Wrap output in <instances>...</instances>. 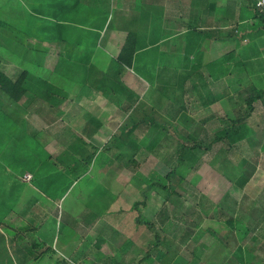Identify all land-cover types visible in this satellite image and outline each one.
<instances>
[{"label": "rangeland", "instance_id": "374dc122", "mask_svg": "<svg viewBox=\"0 0 264 264\" xmlns=\"http://www.w3.org/2000/svg\"><path fill=\"white\" fill-rule=\"evenodd\" d=\"M87 2L8 0L0 4V59L1 63L11 62L8 66L3 65V71L15 79L22 70L28 69L31 74L52 80L68 91L67 98L58 106H50L41 97L31 95L16 102L0 90V155L6 157L3 159L5 161L0 162V170L3 164L9 163L6 160L7 148L8 160L10 154L18 156L13 166L5 168L9 175L13 172L12 177L16 176L17 170L21 172L31 168V164H39L44 157H47L48 162L50 157L33 138L30 140V150L24 149L27 135H22L18 128H13L12 135L5 134L6 123H9L7 114H31L29 119L32 126L42 125V119L35 115L42 114L48 131L43 140L48 143V147L54 148L53 144H58V147L64 148V152L70 150L69 153L76 146L87 148L86 153L82 152L79 157L87 161L80 159V164L84 166L82 169H85H81L82 172L78 174V167L67 172L65 164L74 162V155L67 157L64 154V159L59 160L62 173H57L56 177L46 166H41L39 171L40 175L44 174L43 177L36 176L32 183H20L15 177L14 183L9 184L6 177H0L4 180L0 184V191L4 192H0V202L4 198L5 206L9 201L11 207L15 204L18 208L33 194L39 193L37 197H43L41 194L45 193L54 195L57 199L55 208L62 214L59 224L62 225L63 232L67 229L70 236L72 222L69 221L73 215L84 210L82 208L87 203L100 217L116 226L118 217L122 216L117 211L105 215V208L116 195L118 199L115 207L127 213L123 223L120 222L117 227V233L121 231L117 237L129 238L124 248L131 242H137L139 234L143 235L144 244L145 241L152 240L154 244L158 241L159 245L155 246L157 249L152 256L154 264H171L167 262L166 252L163 250L168 242L178 243V253L184 254L183 256H201L200 262L194 257L190 264H264V98L254 102L251 115L240 123V131L232 130L230 136L214 142L206 152L187 151L184 154L185 161L179 166L176 158L180 147L177 133L194 134L202 142L210 143L216 132L228 127L231 121H236L244 113L246 106L243 99L247 96V87L254 85L264 88V72L259 69V63L247 65V55L244 54L245 57L241 56V59L245 66L240 65L241 69L233 72V77L229 76L228 79L225 74H231L223 71L224 69L209 73V70L200 71L197 66H193L198 61V51L190 59L193 65H187L194 68V71H149L151 90L138 99L136 105L144 114L129 115L136 120H141L142 117L145 121L150 119L158 125L143 122L135 130L132 137L133 146H136L135 153L126 143L123 148H115L114 145L108 148L114 138L115 144L122 142V139L117 138L119 128L129 120L123 109L125 101L119 102L125 94L109 92L108 95L104 94L105 98L82 96L76 92L78 89L74 81L77 82V79L71 76L82 75V78L84 71L64 69L62 65L52 61L54 57L47 58L45 64L44 56L38 54V47L42 51L49 47L44 46V42H52L51 47L55 48L61 45L58 51H64L68 58L75 59L76 56L84 55L85 64L91 62V55L94 57L100 54L98 37L92 30L85 36L81 35L79 40V43H89V49L83 44L79 47L82 49L77 52V48L70 45L74 39L72 32L82 30L79 24L88 25L89 19L95 22L101 15L99 12L93 14L90 9L83 7ZM248 12L253 15L254 8L246 10L244 14ZM95 26L98 27L99 24L96 23ZM254 40L256 41L252 45L264 42V34H256ZM191 51L196 52V48ZM229 58L230 56H225L221 58V62ZM92 65L95 68H98L97 65L101 66L99 63ZM257 69L259 71H254ZM155 74L156 79L152 81ZM214 74L219 76L216 78ZM213 97L216 98L215 102L203 105L204 100ZM88 114L98 115L103 121L104 130L94 138L95 145L102 146L97 150L93 146H87L88 142L83 146L81 144L83 140L80 138V131L86 118L90 116ZM54 127L61 133L56 141H52L48 134ZM7 140L10 143L8 147L5 146ZM131 156L135 159L134 163L129 161ZM173 166H177V175L181 176L179 180L175 178L173 181V188L178 195L165 201L163 193L153 189L147 192L146 205L134 207V203L143 199L145 179ZM242 172H252L244 186L237 184ZM1 205L0 203V211L3 210ZM1 218L0 216V220ZM231 219L233 222L229 224L228 220ZM248 221L251 225L246 229ZM0 225L3 223L0 222ZM6 238L7 236L0 235V264L13 262L7 252L10 248ZM74 238L76 239L75 236ZM119 239L118 245L110 248V255L115 257H120L119 246L122 240ZM95 243L98 245V240ZM63 252L68 254L65 250ZM105 254V250L99 249L95 255L99 258ZM126 256L127 259L132 258L129 264L135 263L132 251ZM71 257L73 256L70 254L58 255L65 264H77ZM150 262L151 259L145 264H152Z\"/></svg>", "mask_w": 264, "mask_h": 264}, {"label": "crops", "instance_id": "0c3cea01", "mask_svg": "<svg viewBox=\"0 0 264 264\" xmlns=\"http://www.w3.org/2000/svg\"><path fill=\"white\" fill-rule=\"evenodd\" d=\"M4 1L8 0H0V4H3ZM87 1L88 2L83 7L90 9V12L93 14L99 12L101 15L95 22L89 19L88 25L84 26L83 24H79V28L82 30L76 29L72 32V34H74V39L71 41L72 43H70V45L75 46L78 52L79 49H82L79 48L81 35L85 36L87 33L89 34V30L95 31L98 37L97 47L100 48L101 52L94 57L91 55V62L95 65L98 63L101 65H97V70L113 72L117 68L114 60L117 58L127 34L131 31L138 33L141 40L144 38L147 42L146 48L141 49L138 54H142L144 51L145 53L148 52L146 55H151V60H148L145 64L146 67H144L150 71L180 69L194 71V68H189L187 65H193L190 59L193 54L200 51L197 56L198 61L193 65L197 66L196 68L200 69V71L206 69L209 70V73H212L224 69L223 71H228L227 73L231 74H225V77L227 76L229 79V76L233 77V72H237L241 69L239 67L240 65L245 66L241 56L245 57L244 54H246V64L259 63V69L264 72V42L258 45H252V43L256 41L254 40L256 34L261 36L264 34V17L255 14V11L253 15L249 14V12L244 14L246 10H253L252 6L254 5V0H206L209 4L206 1L203 2L200 0ZM210 4H215L213 11L210 10ZM108 15L109 17H107ZM76 16H78V11ZM108 18H110V21H108ZM96 23L99 24L98 27L95 26ZM192 24L195 25V29H193ZM78 36L79 38H77ZM51 43L52 42H44V46L49 47H46V50L43 49V51L41 47H38V54L41 53V55L44 56L45 64L47 58L54 57L52 61L62 65L64 69H78V71L81 72L85 70L83 66V62L85 61L84 55H80L79 57L76 56L75 59L68 58L65 56L64 51H58L61 45L55 48L54 46L51 47ZM193 45L195 47H193ZM86 47L89 49V43H86ZM195 48L196 52H192L191 49ZM42 53H44V55ZM225 56H230V58L227 61L221 62V58ZM10 63L11 62L8 61L1 63L0 59V70L3 71L5 66H8ZM150 65L151 67H149ZM254 71L259 70L257 69ZM5 74L9 76L7 73ZM81 76H71V78L77 79V82L74 81L78 89L76 90L77 93L79 92L82 96L86 95L87 97L105 98L103 95L104 93L101 94V92H97L93 85L89 83L85 84ZM213 76L217 78L219 75L214 74ZM121 81H123L134 95L138 96V99H141L143 95L151 90L149 82L136 74L133 69H126L122 74ZM145 83L147 86H145ZM147 88L148 90H146ZM120 100H124L125 103L127 101L125 97H122ZM215 101L216 98L213 97V102ZM137 103L138 101L136 105ZM7 115L9 116V123H6L5 134L12 135L13 128L16 127L21 131L22 135H24V133L27 135V143L24 145V149L30 150V140L33 138V141H37V145L50 155L48 162L47 157H44V159L39 161V164H31V168L28 167L27 169L21 170V172L17 170L16 176L12 177L13 172L9 175L8 169L5 168L13 166L18 156H11L10 154L8 160L9 149L7 148L6 160L9 161V163L4 162L5 164L2 165L0 177H6V182L9 184L14 183L15 177L20 183H32L36 176L40 178L43 177L44 174H39L41 166L48 167L51 174L56 177L57 173L62 171L59 160L64 159V154H66L67 157L74 155V160H76L80 166H82L80 164V159L81 161L87 162L79 158L82 152L83 154L86 153V147L79 148L76 146L71 153H69L70 150L64 152V148L62 146L58 147V144H53L52 147L54 148L48 147V143L43 140L47 137L46 132L48 131L46 129V120L43 118L42 114H35L42 119V125L40 126H32L30 124L29 116L31 114ZM88 115L90 116L86 118V122L94 116V114ZM94 117L102 123L101 127L94 135L88 137L83 133L84 125L80 131L82 132L80 138L83 140L81 141L82 146L86 145L88 142L87 146L99 148L102 146H96L94 138L104 130V125L102 119L99 118L98 115ZM10 124L11 127H9ZM48 134L52 141H56L61 133L58 128L54 127L51 128ZM22 140L24 141V139ZM9 145L10 143L7 140L5 146L8 147ZM50 149H55V151H51ZM75 153H77V156H75ZM4 158L6 157L0 155V162L5 161L3 160ZM23 158L25 159V156H23ZM27 173L32 174V179L30 181L24 179V175ZM3 182L4 180L0 179V184ZM108 191L111 195L113 194L111 190L108 189ZM0 192L4 194V192ZM39 195L40 194L37 193L33 194L28 199L26 198L22 203L23 206L19 205L20 207L18 206V208L15 204L11 207L9 201L5 206L4 198L0 202L2 204L1 207L3 206V210L0 211V216L2 217L0 222L3 223L2 226L0 225V235L7 236L6 239H8L7 242L9 243L7 246L10 248L7 252L8 255L13 258L12 264H65L63 263L65 262L62 260L63 258H58V255L65 254L67 256L68 254L73 256L71 258L74 259L73 262L77 264H106L109 262L113 264H129L132 258L127 259L126 255L130 251L134 253V264H145L149 259H151L150 263H152L153 252L157 249L155 246L159 245L158 241H156L155 244L152 240L150 242L145 241L146 243L144 244L143 235L139 234L137 242H131L129 246L126 245L127 248H124L123 246L127 243L129 238L121 237V239H119L117 237L121 234V231L117 233L119 231L117 227L120 222L123 223L126 216L125 214H127L125 211L115 207L118 196L114 195L105 208V215L117 211L118 215L122 216L120 218L118 217L116 226L100 217V215L89 207L87 203L84 208H82L84 210L73 215V218L69 221L72 222V235L68 236L67 229L63 232L62 225L59 224V220L62 219V214L59 210L57 212L55 208L57 199L54 198V195L49 196L46 193L41 194L43 197H37ZM11 200L12 198H10V201ZM247 229H249V227ZM157 235L158 234H156V237ZM118 239L122 240V244L119 246L120 249L118 248L120 250V257H115L110 255V252H112L110 248L112 249L115 244L118 245ZM96 240H98V245L95 243ZM143 246L146 248L143 249ZM178 246V243L172 242H168L163 246V250L166 252L165 256L167 257V262L169 261L171 264H190V262H193L192 259L195 258H197L196 261H201V256L193 254L194 256L190 258L183 256L184 254H179ZM128 247H130V250ZM62 249L68 252V254L64 253ZM99 249L105 250L106 254L105 256L96 258L95 254Z\"/></svg>", "mask_w": 264, "mask_h": 264}, {"label": "trees", "instance_id": "16d2710c", "mask_svg": "<svg viewBox=\"0 0 264 264\" xmlns=\"http://www.w3.org/2000/svg\"><path fill=\"white\" fill-rule=\"evenodd\" d=\"M200 1L204 2L206 0ZM214 7L215 4H212L210 10L213 11ZM252 7L254 8L255 14L264 17V13L260 12L255 7V0ZM192 27L193 29L196 28L194 24H192ZM83 44L86 43H83L82 41L79 44V47H81L80 45ZM146 46L147 42L144 38L141 40V38L138 36V33L130 31L127 34L125 42L117 58L114 60L117 68L113 72H104L101 70H97L95 66L92 65V63L85 64V61L83 62V66L85 67V75H83V80L85 84L89 83L93 85L94 89L97 92H101V94L104 93L105 95H107L109 92L113 94H119V92H121L122 94H125V98L127 99L123 109L128 114L129 120L125 123V125L119 128L120 132L117 136L118 139H122L120 140L122 142H118L117 144H115L116 140L114 138V140L108 145V148L112 147L113 145L115 146V148L116 146H120V148H123V144L126 143L127 145L131 146L132 150L134 151L133 153H135L136 146H133L132 141L135 130L140 127L143 122H149L153 123L154 125H158V123L150 119H147L148 121H145V118L142 117L141 120H136V118H133L129 115L144 113L136 107L138 96L134 95L133 92L130 91L128 87L123 83V81H121L122 74L126 71V69H133L136 74L150 83V70L145 69L144 67H146V62H148V60H151V55H146L148 52L145 53L144 51L142 54H138V52L141 49L146 48ZM158 78L159 75H157V79ZM155 79L156 75H154V79H152V81ZM247 88V96L243 99L246 106L244 113H242V115H240L236 119V121H231V124L228 127L222 128L221 130L216 132V135L212 142H202L194 134L183 135L181 133H177V138L180 142V147L176 156L178 160V166L185 161L184 154H186L187 151L191 153H195V151L197 150L206 152L212 148L214 142L222 141L223 139H226L228 136H230L232 130H234L235 132L240 131V123L251 115L254 109V102L264 98V88H257L254 85H250ZM0 90H2L16 102H19L24 96L31 95L35 98L41 97L50 106H58L64 99L67 98L68 95V91L65 90L64 87L57 85L52 80L50 81L47 78H41L33 75L28 69L22 70L15 79L10 78L2 70H0ZM212 101L213 99L207 98L203 101V105L207 106L212 103ZM119 102H121V100H119ZM101 125L102 123L96 117H91L86 122L83 129L84 135L88 137L94 135L101 127ZM73 161L74 162H68L69 164H65L67 172L74 171L73 169L78 167L80 169L77 170L78 174L85 169H82L84 166H80L76 160ZM129 161L134 163V157L131 156V158H129ZM70 163H73V165H70ZM177 174V166H173L172 168L165 170L163 173L159 172L156 174H152L149 178H146L145 187L142 191L143 199L134 203V207L138 206L139 204L146 205L147 192L153 189L161 191L163 193V198L165 199V201L171 200L173 195L177 196L178 192L173 188L174 179L176 178L177 180H179V178L181 177ZM251 175L252 172H242L238 178L237 184H239L240 186H244ZM249 221L245 225L246 229L249 227V225H251ZM232 222V219L228 220L229 224H231Z\"/></svg>", "mask_w": 264, "mask_h": 264}, {"label": "built area", "instance_id": "2783aa9c", "mask_svg": "<svg viewBox=\"0 0 264 264\" xmlns=\"http://www.w3.org/2000/svg\"><path fill=\"white\" fill-rule=\"evenodd\" d=\"M255 7L262 13H264V0H255ZM24 179L30 181L32 179V174L27 173L24 175Z\"/></svg>", "mask_w": 264, "mask_h": 264}]
</instances>
